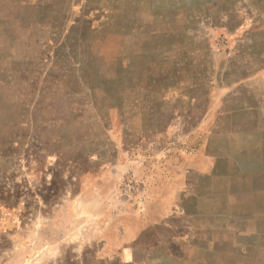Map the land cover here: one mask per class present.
I'll return each instance as SVG.
<instances>
[{"label": "rangeland", "instance_id": "obj_1", "mask_svg": "<svg viewBox=\"0 0 264 264\" xmlns=\"http://www.w3.org/2000/svg\"><path fill=\"white\" fill-rule=\"evenodd\" d=\"M131 260L264 264V0H0V264Z\"/></svg>", "mask_w": 264, "mask_h": 264}, {"label": "crops", "instance_id": "obj_2", "mask_svg": "<svg viewBox=\"0 0 264 264\" xmlns=\"http://www.w3.org/2000/svg\"><path fill=\"white\" fill-rule=\"evenodd\" d=\"M130 248H132V247H130ZM130 250H131V249H129V251H130ZM131 263H132V264H138V262H137L136 260H135V261H134V260H133V261L131 260Z\"/></svg>", "mask_w": 264, "mask_h": 264}]
</instances>
